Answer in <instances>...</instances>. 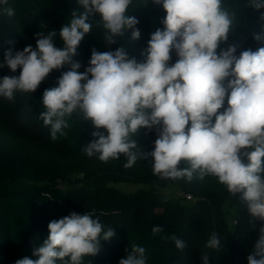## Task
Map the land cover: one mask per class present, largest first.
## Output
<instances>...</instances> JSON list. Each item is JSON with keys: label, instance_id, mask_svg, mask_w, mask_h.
Listing matches in <instances>:
<instances>
[{"label": "clouds", "instance_id": "1", "mask_svg": "<svg viewBox=\"0 0 264 264\" xmlns=\"http://www.w3.org/2000/svg\"><path fill=\"white\" fill-rule=\"evenodd\" d=\"M131 3L78 0L83 11H72L70 22L59 31L63 48L54 44L55 31L37 33L35 49L9 48L0 67L12 73L19 69L20 74L0 79V97L13 101L17 92L32 94L54 69L70 65L58 86L42 96L45 111L39 118L53 141L58 134L67 135L68 118L76 113L95 129V139L83 147L87 157L98 154L106 163L123 155L125 168L150 157L153 174L162 180L190 183L194 176L215 177L231 195L240 194L253 221L264 222V47L244 50L239 56L235 46L217 52L233 23L223 0H153L162 4L166 16L163 29L151 33L142 62L129 58L123 47L108 52L93 48L89 66L79 72L81 64L73 58L94 23L109 45L128 30L133 40L140 38L138 19L127 14ZM7 4L8 0H0V5ZM249 6L260 10L264 0H249ZM2 12L12 17L15 9L3 7ZM254 38L261 40L264 32ZM173 50L178 59L170 65ZM141 129L157 131L151 152L142 151L132 138ZM182 161L188 166L179 167ZM48 231L47 239L33 250L38 258L24 257L15 264H83L85 257L100 252L101 241L115 235L92 211L52 220ZM162 232L161 227H152L153 235ZM163 239L173 241L177 249L186 247L175 235ZM220 243L213 232L206 247L216 250ZM125 251L119 264H146L145 247L133 243ZM201 260L208 264V254ZM247 264H264V225Z\"/></svg>", "mask_w": 264, "mask_h": 264}, {"label": "trees", "instance_id": "2", "mask_svg": "<svg viewBox=\"0 0 264 264\" xmlns=\"http://www.w3.org/2000/svg\"><path fill=\"white\" fill-rule=\"evenodd\" d=\"M223 6L233 15V23L227 41L220 44L217 52L235 46V55L239 56L244 50L264 47V38H254L264 32V8L255 10L249 0H223ZM3 7L15 9V14L8 17ZM74 10L83 11L78 0H8L7 5H0V64L9 48L15 52L31 45L35 49L36 34L40 32L46 35L55 31L54 44L63 48L59 31L70 22ZM127 14L138 19L140 38L133 40L128 30L109 45L103 30L94 23L73 58L81 64L79 72L89 66L93 48L108 52L123 47L129 58L137 62L145 59L141 53L151 33L163 29L166 12L162 4L153 0H132ZM177 59L173 50L170 65ZM68 70L67 64L54 69L32 94L17 92L13 101L0 97V264H15L24 257L37 259L33 250L47 239L50 221L71 212L83 215L91 211L115 235L101 241L100 252L85 257L83 264H119L133 243L145 247L146 264H203L201 256L205 253L208 264H247L264 222L253 221L240 194L231 195L217 178L206 176L201 180L194 176L190 183L186 179L162 180L153 174L150 157L138 160L131 168L124 167L127 160L123 155L106 163L98 159V154L89 158L83 147L95 139V129L76 113L68 118L67 135L51 139L49 127L39 118L45 111L42 96L46 89L58 86L61 74ZM19 74V69L12 73L6 66L0 67V79ZM100 131L107 135L106 130ZM132 138L142 151L151 152L157 131L141 129ZM187 166L183 161L179 165ZM124 181L175 185L180 197L173 200L153 187L123 192L114 186ZM186 193L192 195L190 205L184 204L188 200ZM230 202L237 205L231 221L225 210V204ZM154 226L163 232L153 235ZM213 232L221 242L216 250L206 247ZM171 235L185 241L184 250L163 239Z\"/></svg>", "mask_w": 264, "mask_h": 264}, {"label": "rangeland", "instance_id": "3", "mask_svg": "<svg viewBox=\"0 0 264 264\" xmlns=\"http://www.w3.org/2000/svg\"><path fill=\"white\" fill-rule=\"evenodd\" d=\"M70 184V182H69ZM114 186L120 189L123 192H133L137 189H146L149 187H153L156 190L160 191L163 195L173 200H177L180 197V192L175 185H163L160 183H144V182H131V181H124V182H117ZM192 200L188 199L184 202V204L190 205ZM237 205L235 203H226L225 210L227 212V219L229 221L232 220V217L236 213Z\"/></svg>", "mask_w": 264, "mask_h": 264}, {"label": "built area", "instance_id": "4", "mask_svg": "<svg viewBox=\"0 0 264 264\" xmlns=\"http://www.w3.org/2000/svg\"><path fill=\"white\" fill-rule=\"evenodd\" d=\"M185 197H186L187 199H192V195H191V194H188V193L185 194Z\"/></svg>", "mask_w": 264, "mask_h": 264}]
</instances>
